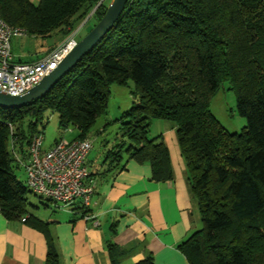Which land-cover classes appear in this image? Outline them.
Returning a JSON list of instances; mask_svg holds the SVG:
<instances>
[{
    "label": "trees",
    "instance_id": "trees-1",
    "mask_svg": "<svg viewBox=\"0 0 264 264\" xmlns=\"http://www.w3.org/2000/svg\"><path fill=\"white\" fill-rule=\"evenodd\" d=\"M105 1L0 0V17L32 36L67 34L82 19L93 17L92 28ZM129 80L135 103L118 120V142L103 152L101 172L86 164L93 191L94 175L107 178L130 160L148 164L155 182L171 180L167 145L161 135L148 137L152 120L168 121L200 221L178 250L189 264H264V0H127L112 27L48 91L23 106L0 107V213L40 230L44 264H60L50 223L26 209L31 190L14 173L24 168L11 145L25 159L46 110L58 113L59 127L76 128L75 139L89 138L110 85ZM223 82L235 89L246 119L239 132L225 131L209 110ZM78 204L73 210L88 216V206ZM107 250L119 264L125 249L108 240ZM131 264L154 261L148 254Z\"/></svg>",
    "mask_w": 264,
    "mask_h": 264
},
{
    "label": "crops",
    "instance_id": "crops-1",
    "mask_svg": "<svg viewBox=\"0 0 264 264\" xmlns=\"http://www.w3.org/2000/svg\"><path fill=\"white\" fill-rule=\"evenodd\" d=\"M12 57L14 60L13 53ZM159 123V135L170 155L172 179L155 182L148 164L132 160L107 178L94 175V191L87 207L92 221L73 210L78 200L54 220L42 219L50 223L60 264H111L108 240L125 249L119 264L135 263L148 254L154 264H189L177 245L200 228V221L185 181L175 129L168 121ZM55 142L42 149L47 150ZM89 153V170L101 172V161L93 167ZM93 221L98 224L93 225ZM46 252L47 240L40 230L22 219L8 220L0 213V264H44Z\"/></svg>",
    "mask_w": 264,
    "mask_h": 264
},
{
    "label": "built area",
    "instance_id": "built-area-1",
    "mask_svg": "<svg viewBox=\"0 0 264 264\" xmlns=\"http://www.w3.org/2000/svg\"><path fill=\"white\" fill-rule=\"evenodd\" d=\"M79 28L69 31L60 44L45 50L36 61H15L11 52V39L25 36L27 31L23 27L5 23L0 17V91L17 96L36 85L76 46L78 41L75 35ZM15 139L12 130L10 144ZM42 140L41 134L31 137L25 159L19 158L11 145L12 153L24 168L28 188L32 193L56 203L70 204L78 200L83 206H88L93 193V184L86 181L89 174L86 156L92 146L91 140L59 139L47 150L42 149ZM85 218L93 220L90 215ZM92 223L98 224L96 221Z\"/></svg>",
    "mask_w": 264,
    "mask_h": 264
},
{
    "label": "rangeland",
    "instance_id": "rangeland-1",
    "mask_svg": "<svg viewBox=\"0 0 264 264\" xmlns=\"http://www.w3.org/2000/svg\"><path fill=\"white\" fill-rule=\"evenodd\" d=\"M30 1L33 4H38L39 2V0ZM110 1L111 0H106L105 2L109 4ZM93 23V17L87 18L84 23L83 19L79 21L78 25L74 27L78 28V26H80L78 33L75 35L77 41L90 30ZM68 31H71V29H68ZM67 34L61 31H54L46 37L32 36L30 34L12 37L10 45L14 60L27 62L36 59L41 56L45 50H48L54 44L65 39ZM133 92L134 83L131 80L125 85H110V95L107 100V106L105 110L96 117L89 134L93 143L88 159L89 164L93 167L100 163L103 152L113 147V145L118 142L120 125L118 120L122 118L123 114L132 105H134L135 100L133 98ZM209 110L228 133L239 132L246 125L245 117L241 116L236 109V91L234 88H231L228 82H223L211 97ZM161 121L156 119L151 121L148 137L151 138L159 135L160 132L158 127ZM37 127L40 129L39 133H41L43 138L42 147L54 140H71L75 138L78 133L77 129L74 127L65 129L59 127L58 113L52 110H46V112H44L41 124L37 125ZM17 155L20 158L21 154L18 151ZM14 173L18 180L26 184L25 172L21 167L16 169ZM26 201L27 211L44 220H54L62 215L65 210L67 211L73 207L71 203L67 204L68 206L63 203H56L32 192L26 195Z\"/></svg>",
    "mask_w": 264,
    "mask_h": 264
},
{
    "label": "water",
    "instance_id": "water-1",
    "mask_svg": "<svg viewBox=\"0 0 264 264\" xmlns=\"http://www.w3.org/2000/svg\"><path fill=\"white\" fill-rule=\"evenodd\" d=\"M126 2L127 0H111L95 25L78 40L76 46L64 56L57 67L36 85L17 96L0 91V107L4 109L17 108L42 96L112 27Z\"/></svg>",
    "mask_w": 264,
    "mask_h": 264
}]
</instances>
